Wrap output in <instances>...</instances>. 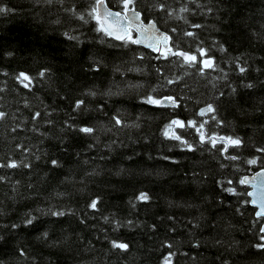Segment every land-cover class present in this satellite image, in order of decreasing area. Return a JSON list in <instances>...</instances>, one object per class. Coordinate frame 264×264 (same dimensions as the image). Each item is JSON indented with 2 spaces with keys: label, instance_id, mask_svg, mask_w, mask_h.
<instances>
[{
  "label": "trees",
  "instance_id": "obj_1",
  "mask_svg": "<svg viewBox=\"0 0 264 264\" xmlns=\"http://www.w3.org/2000/svg\"><path fill=\"white\" fill-rule=\"evenodd\" d=\"M94 2L0 0V264H264L240 183L264 168V0H135L171 37L159 53L98 31Z\"/></svg>",
  "mask_w": 264,
  "mask_h": 264
},
{
  "label": "snow or ice",
  "instance_id": "obj_2",
  "mask_svg": "<svg viewBox=\"0 0 264 264\" xmlns=\"http://www.w3.org/2000/svg\"><path fill=\"white\" fill-rule=\"evenodd\" d=\"M49 3H51V0H48ZM134 4H135V0H122V5H123V12H111L108 10L107 6L105 5V0H95L91 11L88 13L89 16H91L93 19L96 20L97 24L99 25L98 31L103 32L105 35L107 36H111L114 37L117 40H121L124 41L125 44L127 43H133V44H140V43H144L143 40L139 39V38H133L131 32L133 29V26H135V30L141 34L147 33L150 30H155L156 29V25L152 22H149L147 27H144L141 24H137L136 21L140 20V13L137 12L134 8ZM6 11V9L4 8H0V12H4ZM181 11H187L186 8L181 9ZM129 13H131V16H129ZM79 19L84 20V16L80 15ZM85 23H87V21H85ZM193 27H199L198 25H193ZM189 36L194 35L191 32L186 33ZM65 35H67V33H65ZM70 39H75V37H69ZM169 39V37L164 36L163 40L165 42H167V40ZM150 48H153L154 51H159V48H157L155 46L154 43H149L147 45ZM201 51V55L204 56L206 55V52L204 50H200ZM161 55H163V53H161ZM172 55H176V56H180L183 57L185 62H188L189 64H192L194 62H196L197 58L195 56L189 55L187 53L184 52H174L172 53ZM166 58V57H165ZM203 67L204 68H212L214 67L213 61L211 58L206 59L203 61ZM240 72L243 73L245 71V69L243 67H241ZM44 71H41L39 73V75L41 77L44 76ZM20 78H22L21 82L23 83L24 81H28V83L24 84V87H29V84L31 83V78L26 75L25 73H20ZM173 81H169V83H172ZM248 87H252V85H248ZM94 94V93H93ZM165 101L170 102V106L172 107H177V102L175 100V98L173 97H165L163 99H157L154 98L153 96H148L144 99V103L146 104H150V105H155V106H161L165 103ZM83 104V101L77 102L76 104V108H80L81 105ZM215 111V109L209 105L206 109L201 110L200 115H204L205 112H213ZM37 116H39V113L36 114ZM4 117V113L0 112V119H2ZM116 124L119 125L121 124V121L119 119H116ZM178 127V128H185V127H193L196 128V124L194 121H189L187 123V125L185 124V122L178 120V119H173L169 125L166 126V129L164 131V136L166 138L169 139H173V140H177L180 141L181 144H184L188 150L193 151L194 149L192 148V145L188 144L187 141L182 140L181 136L178 135L173 128ZM203 128V124H201L199 126V128H197V131H200V129ZM79 131L85 133V134H92L94 129L92 127H81L79 129ZM200 140L201 143L204 142V135L203 133H201L200 136ZM213 144H215V141H211ZM242 141L239 138H232V137H228L226 140V145L227 146H232V147H240L241 146ZM227 146L224 148V151H227ZM260 151H264V149H260ZM231 159L235 160L237 159V157L232 156L230 157ZM52 163L54 165L57 164L56 161H52ZM249 164H256L257 160L256 159H252L248 161ZM8 167H16L17 165L15 163H11L9 165H7ZM248 181L246 179H242L240 181L241 184L247 183ZM227 191L229 192H233V189H227ZM249 195H252V193H249ZM149 196L147 193H140L139 196L137 197V200L139 201H147L149 200ZM252 203H256V201H252ZM90 207L92 209H95L97 207V201L93 200L90 204ZM260 211H258L256 213L257 216H264V202H261L260 205ZM54 215H64V213H54ZM35 218H31L29 220H27V224L28 225H32L33 224V220ZM261 231H264V229H261ZM45 236L47 235L46 233L44 234ZM262 239H264V237H262ZM112 246L114 248H118L121 250H127L128 249V244L126 243H118L113 241ZM259 248L264 249V244L258 245ZM165 264H168L167 258H166V262Z\"/></svg>",
  "mask_w": 264,
  "mask_h": 264
},
{
  "label": "water",
  "instance_id": "obj_3",
  "mask_svg": "<svg viewBox=\"0 0 264 264\" xmlns=\"http://www.w3.org/2000/svg\"><path fill=\"white\" fill-rule=\"evenodd\" d=\"M105 5L107 6L106 3H105ZM107 8H108L109 11H111L113 13L117 12V11L109 8L108 6H107ZM137 12H139V11H137ZM129 16H131V13H129ZM149 22L154 23L156 25V29L155 30H150L147 33L141 34V33L137 32L135 30V26H133V29H132V32H131L133 38H139V39L143 40L144 43H140L139 45H141L143 47H146V48H149L152 51H154L153 48H150V47L147 46L149 43H154L155 46L157 48H159V51H160L161 47H163L164 49H168L169 46H170L171 38H170V35L167 32L162 30L153 20L144 22L143 19L141 18V13H140V20L136 21L137 24H141L142 23V25L144 27H147ZM164 36L169 37L167 42H165L163 40ZM112 38H114V37H112ZM159 51H154V52L158 53ZM167 105L170 106V102L165 101L163 106H167ZM206 108H207V106H204V107L200 108L199 111H198L199 114H200L201 110L206 109ZM206 113H208V112H205V114ZM216 140L217 141H224L225 144H226V140H224L223 138H216ZM242 179H246L248 181L247 183H244L243 185L248 187L247 195L249 196V204L252 207L255 208V216L263 218V222L261 224L260 232H261V234H264V231H261V229H264V216H257L256 215V213L258 211H260V207H259L260 203L264 202V168L257 169L255 171L251 172L250 174H245V175H243L241 177V180ZM249 193H252V195H249ZM252 201H256V203H252Z\"/></svg>",
  "mask_w": 264,
  "mask_h": 264
},
{
  "label": "flooded vegetation",
  "instance_id": "obj_4",
  "mask_svg": "<svg viewBox=\"0 0 264 264\" xmlns=\"http://www.w3.org/2000/svg\"><path fill=\"white\" fill-rule=\"evenodd\" d=\"M264 235V234H263Z\"/></svg>",
  "mask_w": 264,
  "mask_h": 264
},
{
  "label": "rangeland",
  "instance_id": "obj_5",
  "mask_svg": "<svg viewBox=\"0 0 264 264\" xmlns=\"http://www.w3.org/2000/svg\"><path fill=\"white\" fill-rule=\"evenodd\" d=\"M146 48V47H145Z\"/></svg>",
  "mask_w": 264,
  "mask_h": 264
}]
</instances>
